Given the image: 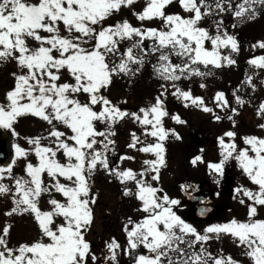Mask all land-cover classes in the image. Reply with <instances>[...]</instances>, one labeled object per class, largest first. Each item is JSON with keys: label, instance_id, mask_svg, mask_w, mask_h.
<instances>
[{"label": "snow or ice", "instance_id": "snow-or-ice-1", "mask_svg": "<svg viewBox=\"0 0 264 264\" xmlns=\"http://www.w3.org/2000/svg\"><path fill=\"white\" fill-rule=\"evenodd\" d=\"M136 2L0 0V61L12 59L19 69L12 73L14 86L0 103V128L18 135L14 123L26 114L40 118L49 126L46 137L27 138L31 148L13 144L12 163L0 167V195H10L13 205L5 215L31 214L41 234L38 240L11 248L7 240L10 226L6 225L0 234V264H89V258L96 262L85 232L93 219L91 205L96 202V196L91 193L90 181L97 169H103L125 185L123 195L134 197L139 202L138 211L144 213L138 220L129 217L124 224L126 248L114 238L106 242L108 255L105 260L111 264H118V249L131 255L141 246L148 254L136 255L134 264H241L231 255L222 252L214 255L208 251L206 242L214 237L219 239L221 234L230 235L237 246L244 249L242 255L251 264H264V219L256 218L258 209L264 207V137L244 136L242 139L247 145L244 148L236 145L234 131L224 133V137L230 138L227 143L224 137L218 138L221 159L210 162L208 167L222 175L224 166L234 159L257 188L241 186L236 189L251 201L246 204V220L233 218L209 225L201 232L174 210L179 205L178 200L146 179L151 176V181L159 180L160 168L165 165L163 141L169 132L180 139L174 130L163 126V118L169 115L163 100L167 94L165 85H161L155 102L141 107L138 112L122 110L102 94L114 76L134 75L142 69L148 55H155L154 74L171 82L172 95L182 99L185 106L191 104L213 113L201 97L193 96L190 90L180 88L176 82L209 75L200 71V64L205 68L234 65L236 61L230 55H223L221 49L238 52L239 46L236 38L223 30L222 21H214L215 34L200 26V22L206 16L226 11L238 22L252 20L258 14L256 6H264V0H241L235 8L231 0H145L142 11H133L141 26H133L127 19L104 23L122 7L131 8ZM173 2L188 15L166 13V7ZM153 19L160 21L158 27L144 26L145 21ZM145 39L151 43L145 45ZM128 41L131 43L125 49L119 47ZM206 42H210V48ZM257 43L264 49V41ZM117 55L118 62L112 59ZM173 57L179 62H174ZM248 63L264 68V56L251 58ZM64 72L70 80L61 82ZM242 83L255 90L252 76L245 74ZM237 91L233 90L235 102L245 104ZM81 95L85 96L83 102L78 98ZM215 100L216 107H229L223 92H217ZM231 111L235 113L237 109L231 108ZM256 111L264 119V100ZM124 118L138 122L147 135L155 138V143L145 144L135 133L131 134L129 148L142 144L138 150L155 157L144 160L145 167L139 173L130 168L113 167L107 155L114 149V141L110 139L114 135L113 126ZM214 118L221 119L218 115ZM227 118L235 123L232 116ZM171 119L184 123L178 115H172ZM258 127L264 129V123ZM44 140L48 143H43ZM30 153L35 154L37 163H27L26 175L15 176L13 166L17 159H26ZM59 155L63 156V162ZM201 160L202 156H196L192 163ZM5 174L14 188L2 182ZM44 174L49 178L47 184L42 179ZM128 183L134 184V188H129ZM45 195L49 208L41 210L39 201ZM56 195L62 199H57ZM240 203L245 204V201L241 199ZM205 211L201 209V215Z\"/></svg>", "mask_w": 264, "mask_h": 264}, {"label": "rangeland", "instance_id": "rangeland-1", "mask_svg": "<svg viewBox=\"0 0 264 264\" xmlns=\"http://www.w3.org/2000/svg\"><path fill=\"white\" fill-rule=\"evenodd\" d=\"M142 1L143 0H137V2L132 5V9L128 7H122L119 12L115 13L114 15L106 19L104 23L114 24L124 19L131 21L132 19L130 20L129 17H135L133 15V11L135 12L142 11L143 9L142 4H145V1L144 2ZM32 2H36V0H32ZM172 4L166 7V9L168 10L166 11V13L173 12ZM263 17H264V12L261 14V16L257 17L258 18L257 20L262 19ZM153 20H156V19H153ZM139 23L141 24L140 21ZM145 23L146 21L144 22V24ZM247 23H248V20H246L245 22H242L241 23L242 28H244ZM29 44L32 45L33 42L29 41ZM255 49L260 50V47L256 46ZM246 53L252 54L253 51H247ZM258 56L259 57L264 56V53H260ZM9 60H10V63L13 62L12 59H9ZM248 61L249 59H247L246 62ZM247 64L250 66L249 70H252L253 77L255 78V81L253 82L256 85V87H255V90L249 87V89L253 93L251 95V98L249 99L250 101H248V104H246V106L243 108H241V105H238L235 102L233 92L230 93L229 100L234 102V108L237 109L235 114H231V116L235 117L233 118V120L235 121L233 125H230L231 121L228 118L225 119V115H228L227 113L229 112L227 111L228 109L216 107L217 101H215L213 105H208L207 103H204L207 107L213 109V113H208V112L203 111L202 108L188 105L187 106L188 109H186L188 112H184V115L186 117L183 116L182 118H180L181 120L184 121V123H178V122L172 121L170 124L171 127L174 129L186 131L192 135V134H195V132L197 131V126L198 124H200L204 129L206 130L208 129L207 131H210L211 135L213 134L212 136L216 140H218L219 137H224V133L226 131L231 130L236 133V136L234 139H235V143L238 146V148L247 147V145L244 144L243 139H242L244 136L254 135L257 137H264V129H261L260 127H258L259 124L264 123V119H261V117L257 115L256 110H257L258 105L255 104L256 101H258V104L260 103L262 99L261 97H263L262 100H264V87H263L264 83H261L262 81H264V68H257V67H254L253 65H250L249 63ZM6 66H7V63L5 64V68ZM18 71L19 69L15 62L11 64L10 73L8 72L6 75L5 73H3V81H2L1 93H0L1 102H4L6 92L14 86V78L12 76V73L18 72ZM238 78H240V73L236 75L235 81H237ZM65 80H70V77H68L67 72L62 73L61 82H64ZM195 95H196V92H194V96ZM237 95H239V90L237 91ZM78 98L82 102L85 100L84 95H81ZM119 107L122 110L124 109L123 106H119ZM214 115L220 116L221 119L213 120L212 117H214ZM20 117H18L16 122L14 123L15 130H17V123L23 120L22 117L21 119H19ZM208 117H211V119L208 120ZM31 118L32 117L29 114V116L25 117V120H23L22 124L24 125L30 124L31 123L30 121H32ZM33 122H35V125H34L35 133L34 134H38V132L41 129L43 130V128H45V131H47V129L49 128L47 123L42 121L40 118H37L36 121H33ZM168 123H169L168 121L165 122V124H168ZM16 137L20 138V136H16ZM224 139H225V142L227 143L229 142L230 138L224 137ZM42 142L45 144L48 143V141L46 140ZM14 144H19L20 146L26 149H29L32 147L29 144L26 146V144L22 142L21 139H19L18 141H15ZM216 150L220 152L219 157L221 158V147H219ZM14 156H15V150H14ZM58 158L61 159V161L63 162L64 158L62 155H59ZM29 162L33 164L37 163V158L35 157L34 153H30L26 159L23 157L18 158L17 162L13 166V173H15V176H25L26 173L24 171V168H25V165ZM227 165L229 166L230 168L229 172L232 174L231 176L233 177V180H231L230 182L225 180L221 184V182L219 181L220 174H217L214 172L215 178H216L215 181L216 183H218L219 186H221L220 187L221 193L226 192V189H227V192L225 194V203H224L225 206L227 207V210L222 213V217L215 224L224 223L233 218H236L237 220H241V221L246 220L247 219L246 204L251 203V201H248V198L243 196L242 192L237 193L236 189L241 186L248 188V189H252V190H255L257 188V186L254 185L248 179V177L242 172V170L237 166V162L234 159L230 160L227 163ZM42 179L44 180L45 184L48 183L49 178L47 177L46 174L42 176ZM7 182H9V185L12 186V181L7 180ZM12 187L14 188V185ZM220 190L217 189V191L219 192ZM92 194L95 195L94 193ZM56 198L62 199V197L59 195H56ZM114 198L115 196H111L107 192L102 191L101 195L99 196V199L96 196V201L101 202L99 203L101 207L104 204H109L110 209L114 212V208H113L114 204L112 203L113 202L112 200ZM241 199L245 201V204L240 203ZM47 200H48L47 195L43 196L40 199L39 207L41 208V210H47L49 208V205L47 204ZM12 206H13L12 198L10 195L9 196L0 195V220L3 224L6 223V225H10L9 235L7 236L8 247L16 248L21 243H31L35 240L40 239L41 234H40L38 225L35 222L34 217L31 214L29 213L13 214L11 215L12 217L5 215L7 211H10ZM92 210H93V219L87 231L85 232V238L90 244L92 254L97 257L101 254V250L97 246L96 248H92L91 243H96L97 241H100V242H103V244H106V242L110 241L112 237L107 236L106 231L102 232V229H104L102 226V223L105 219L102 218L101 213H100V207L98 206L97 203ZM256 218L264 219V207H260L258 209V214ZM57 223H60L59 219L57 220ZM0 226L3 228L5 227V226H2L1 224ZM92 230L96 232L95 236L92 235ZM0 234H2L1 231H0ZM206 247L208 251L212 252L214 255L222 252L224 255H231L233 258H235V260H239L241 257H245L244 255H242L244 249L237 246V243L233 240V238L227 234H221L219 239L214 237L210 241L206 242ZM122 252H123L122 250H119V249L117 250L118 263L122 260V256H121ZM89 264H94V262H92L90 258H89ZM246 264H251L250 260H248V263Z\"/></svg>", "mask_w": 264, "mask_h": 264}, {"label": "flooded vegetation", "instance_id": "flooded-vegetation-1", "mask_svg": "<svg viewBox=\"0 0 264 264\" xmlns=\"http://www.w3.org/2000/svg\"><path fill=\"white\" fill-rule=\"evenodd\" d=\"M114 134L117 132L116 130H113ZM134 132H130V134L126 135V140H131V134ZM129 144L124 143L121 146L122 152L124 156H130L132 159H123L121 160V154L118 156V151H116L113 155L107 154L109 157V161L113 167L119 166L121 169H127L130 168L133 171L139 173L144 165V160L140 156L137 160L136 155L134 154L133 149L129 148ZM140 147V146H138ZM128 150H130V154L128 155ZM197 150V144L194 146H189L187 149V152H184L182 150L178 151H171L169 150L167 153H165V165L160 168L159 171V180L158 181H151V176L146 177L151 183L154 184V186L163 189L164 193H167L170 196H173V199H176L179 201V205L174 208V210L177 212L179 216H181L182 219H184L187 223L192 224L194 227L198 229V226L201 224V222H206L208 224H211L215 222L216 217L214 214V211L212 213H209L205 218L198 219V208L201 205L199 201V194L194 193L192 191V186H186V194L181 196L180 191L183 184V181L185 178L190 177L192 181H198L199 180V171L197 168V165H192L190 160L193 159L192 154H195L194 151ZM154 155L148 153V159H153ZM170 164H173L174 166H169ZM165 167L166 169H169L170 172L173 174L170 178L165 177ZM173 169V170H172ZM174 171V172H173ZM94 183L96 186V193L98 194V197L101 195V192L103 190V186L107 187L105 192H107L111 196H115V198L112 200L113 204L115 201H119L124 195H123V188L125 185H122L118 180H116L113 176L109 175L107 172H105L103 169H97L94 173ZM209 187V182L206 181ZM127 186L129 188H134V184L128 183ZM211 199H212V205H214V196L213 193H211ZM99 203H101L99 201ZM114 206V205H113ZM100 207V213L101 216L105 219L102 223L103 228H106V232H110L113 237L117 239L116 233H119L122 229L124 230V224L126 223L127 219L131 217L133 220H138L139 216L135 215L134 211L127 208L125 211L119 214V210L115 209L114 212L110 209L109 204H104L102 207L99 204ZM106 216V217H105ZM102 232H104V229H102ZM96 234V232H95ZM118 242V240H117ZM123 243V242H122ZM101 244V243H99ZM95 247V246H94ZM198 248V246H197ZM109 264V262H108ZM128 264V262L126 263Z\"/></svg>", "mask_w": 264, "mask_h": 264}, {"label": "trees", "instance_id": "trees-1", "mask_svg": "<svg viewBox=\"0 0 264 264\" xmlns=\"http://www.w3.org/2000/svg\"><path fill=\"white\" fill-rule=\"evenodd\" d=\"M211 20H212V16H206L203 19V21H201V23L203 24L201 26L202 27H205L210 33H211L213 27H215V25H213L215 23L212 22L214 20H212V21ZM245 29H246L245 31L247 33H249L250 35L252 34L250 36L251 37L250 40L249 41L247 40L245 42L247 44L252 43L251 46L253 47L254 43L251 42V40L255 41V39H254L255 34H253V33L255 31L258 32V29H260V31L264 32V22H261V23H258V24L248 25V26L245 27ZM206 44H208L209 46H211L210 45V42H206ZM239 48H241V46H239ZM221 50L223 51L225 49H221ZM227 51H231V49L228 48ZM229 55H231V54L229 53ZM175 59L179 62V60L176 57H175ZM10 67L11 66L8 64L7 67H6V70H10ZM198 67L200 68V71H202V72H208L210 74L209 75H206L204 77L192 76V77H190L188 79L181 80L183 82V87L184 88L190 87V85L194 84V82H196L197 84H205V85H209L210 82H212L213 80H215L216 82H218L219 81V78H217L218 74L219 73H221V75L223 74L221 71L220 72L218 71L217 67L212 66V65H209L207 68H205L204 65L200 64V65H198ZM3 73H4V67L1 68V61H0V93H1V85H2V81H3ZM5 75H6V73H5ZM118 77H120V78L119 79L117 78V80H121L123 82H127V81H130V80H133L134 79V78L130 77V75H127L126 76L124 74H120ZM137 79H135L134 81H136ZM227 79H224L223 81H225V80L227 81ZM227 86L228 85L225 84V89L227 88ZM217 87L218 86H215V88H217ZM0 96H1V94H0ZM0 103H2L1 100H0Z\"/></svg>", "mask_w": 264, "mask_h": 264}, {"label": "water", "instance_id": "water-1", "mask_svg": "<svg viewBox=\"0 0 264 264\" xmlns=\"http://www.w3.org/2000/svg\"><path fill=\"white\" fill-rule=\"evenodd\" d=\"M12 137L4 130L0 128V164L7 165L11 161V152H10V144H11ZM212 144L215 145L216 141H212ZM202 186V183L198 184V189L200 190ZM205 193V192H204ZM207 193V192H206ZM206 198V197H204ZM202 209H205V213L208 211L207 208L202 207ZM210 209V208H209ZM199 211L201 212V207H199ZM200 215V216H203ZM103 262V261H101Z\"/></svg>", "mask_w": 264, "mask_h": 264}]
</instances>
